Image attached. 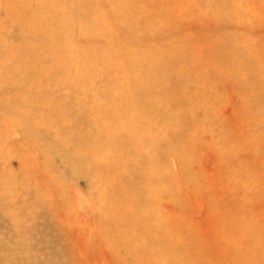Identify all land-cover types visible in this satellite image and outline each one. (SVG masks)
Returning a JSON list of instances; mask_svg holds the SVG:
<instances>
[{
	"label": "rangeland",
	"instance_id": "1",
	"mask_svg": "<svg viewBox=\"0 0 264 264\" xmlns=\"http://www.w3.org/2000/svg\"><path fill=\"white\" fill-rule=\"evenodd\" d=\"M0 264H264V0H0Z\"/></svg>",
	"mask_w": 264,
	"mask_h": 264
},
{
	"label": "bare ground",
	"instance_id": "2",
	"mask_svg": "<svg viewBox=\"0 0 264 264\" xmlns=\"http://www.w3.org/2000/svg\"><path fill=\"white\" fill-rule=\"evenodd\" d=\"M33 1V0H32ZM145 141V140H144ZM119 195V194H118ZM111 214H112V212H110ZM115 216H116V214H115ZM123 218V217H122ZM124 219V218H123ZM126 219V218H125ZM121 222H122V220H121ZM130 222V221H129ZM171 222V221H170ZM158 223V222H157ZM159 223H161L160 221H159ZM172 223V222H171ZM142 224V223H141ZM175 224V223H174ZM174 224H173V226H174ZM126 225V224H125ZM170 225V224H169ZM149 226V225H148ZM162 226V225H161ZM149 228V227H148ZM175 228V227H174ZM176 229V228H175ZM176 230H178V229H176ZM245 235H248V233H245ZM233 241V240H232ZM223 242H225L224 243V247H227V246H229V243H228V241L227 240H223ZM221 242H219V244H220ZM221 245H222V243H221ZM223 246V245H222Z\"/></svg>",
	"mask_w": 264,
	"mask_h": 264
}]
</instances>
